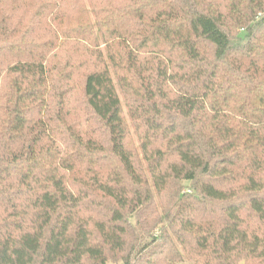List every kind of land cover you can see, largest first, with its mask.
Wrapping results in <instances>:
<instances>
[{
  "label": "trees",
  "instance_id": "trees-1",
  "mask_svg": "<svg viewBox=\"0 0 264 264\" xmlns=\"http://www.w3.org/2000/svg\"><path fill=\"white\" fill-rule=\"evenodd\" d=\"M109 263L264 264V0H0V264Z\"/></svg>",
  "mask_w": 264,
  "mask_h": 264
},
{
  "label": "rangeland",
  "instance_id": "rangeland-1",
  "mask_svg": "<svg viewBox=\"0 0 264 264\" xmlns=\"http://www.w3.org/2000/svg\"><path fill=\"white\" fill-rule=\"evenodd\" d=\"M134 144H135V146H137L138 144H137V142H134ZM109 264H113V263H109ZM118 264H122V263H118Z\"/></svg>",
  "mask_w": 264,
  "mask_h": 264
}]
</instances>
